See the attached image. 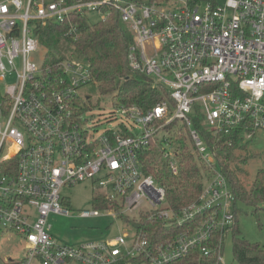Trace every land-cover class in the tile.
I'll use <instances>...</instances> for the list:
<instances>
[{
	"label": "built area",
	"instance_id": "built-area-1",
	"mask_svg": "<svg viewBox=\"0 0 264 264\" xmlns=\"http://www.w3.org/2000/svg\"><path fill=\"white\" fill-rule=\"evenodd\" d=\"M105 6L116 9L133 34L130 68L165 87L172 101L147 112L119 107L125 120L119 131L97 134L74 104L90 82L89 69L61 63L63 83L50 89L43 66L30 57L40 47L37 22H71L81 13L105 17ZM13 75L16 84L3 90L7 114L0 103V234L23 240V257L14 264H183L196 249L203 257L222 251L234 224V195L192 119L199 105L212 135L242 128L244 144L264 130V0H225L223 6L192 0H0V83ZM173 122L185 127L211 170L199 199L179 211L169 207L166 188L143 173L139 160L142 149L154 147L178 174V152L166 142ZM132 125L140 128L138 135ZM86 182L114 205L104 211L115 219L139 212L163 220L167 231L152 241L120 219L128 231L116 238L77 247L59 243L50 218L68 215L63 191ZM80 215L102 214L95 208Z\"/></svg>",
	"mask_w": 264,
	"mask_h": 264
},
{
	"label": "trees",
	"instance_id": "trees-1",
	"mask_svg": "<svg viewBox=\"0 0 264 264\" xmlns=\"http://www.w3.org/2000/svg\"><path fill=\"white\" fill-rule=\"evenodd\" d=\"M129 1L147 3L154 0ZM204 1L211 2L192 0L193 3ZM101 10L107 15L96 23L89 21L88 13L75 14L71 22L66 23L52 21L45 24L36 23L35 34L40 46L45 49L43 69L48 85L51 84L49 88L54 89L57 84L63 83L61 79L64 78V74L60 70V64L75 61L89 69L91 79L86 86L91 85L100 96L111 98L115 107L136 106L147 112L160 102L172 101L165 87L156 86L151 78L130 68L128 52L133 42V34L121 21L120 13L109 6L102 7ZM87 101L88 104L84 103L81 95L74 99L78 116L83 117L93 110L91 96H87ZM0 103H5L7 114L9 101L3 96L1 87ZM194 113L192 120L195 128L213 154L216 167L227 176L232 187L235 219L229 234H232L234 259L239 264H264V246L245 239L238 228L239 206L251 207L257 214L264 204V169L259 170L253 183L246 187L242 177L247 173L245 166L251 157L242 152L237 154L239 149L246 150L248 145L242 143V128L228 134L212 135L203 123L199 105L195 106ZM166 132L168 133L166 142L171 140L173 149L178 152V174L173 175L154 147L142 149L139 152V160L143 173L152 176L166 188L169 207L179 211L199 199L205 179L210 176L211 170L187 136L184 126L173 122L166 127ZM8 165L9 162L3 164ZM96 206L103 210L114 208L112 203L101 196L97 197ZM120 219L135 230L145 231L152 241L168 229L163 220L160 218L149 220L146 214H140L136 219L120 215ZM219 237L220 235L215 237L216 244ZM222 251L218 255L203 257L196 249L183 264H222L219 261Z\"/></svg>",
	"mask_w": 264,
	"mask_h": 264
},
{
	"label": "rangeland",
	"instance_id": "rangeland-1",
	"mask_svg": "<svg viewBox=\"0 0 264 264\" xmlns=\"http://www.w3.org/2000/svg\"><path fill=\"white\" fill-rule=\"evenodd\" d=\"M48 3L52 0H46ZM123 4L127 0H118ZM210 1V0H207ZM218 2L221 6L225 0H211ZM147 2V0H141ZM206 2V1H204ZM87 17L91 23H96L104 17L102 13H88ZM45 58V49L40 46L39 49L30 57V61L37 66L42 67ZM15 75L9 76L4 83H0L3 92L4 86L16 84ZM79 95L82 96L83 102L88 104L87 96H91L93 110L83 115L88 120L89 125L96 127L97 134L103 133L105 130L113 129L119 131V124L125 123L122 109L115 108L111 98L100 96L91 85L81 88ZM98 105V106H97ZM133 134L138 135L140 128L131 126ZM242 152L244 155L250 156L249 163L245 166L247 171L245 176H241L245 186L249 187L259 170L264 169V130L255 132L254 138L248 143L247 149H239L237 154ZM63 195L69 199L68 204L70 213L68 215H52L50 225L52 226L50 233L59 243L71 246H81L93 242H100L116 238L120 233L128 231L120 219H115L111 213L105 212L97 207L100 217H82L81 212L93 211L95 207L94 199L101 196L95 192L91 183L86 182L75 187L66 188ZM144 210L147 206L142 207ZM257 214L253 208L239 206L238 228L242 236L251 243H259L264 246V204L261 205ZM139 212L131 215L136 219ZM24 248L23 240L16 234H0V264H14L23 257L22 249ZM12 260V261H10ZM222 264H239L233 256L232 234H228L223 251Z\"/></svg>",
	"mask_w": 264,
	"mask_h": 264
}]
</instances>
